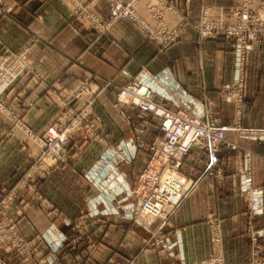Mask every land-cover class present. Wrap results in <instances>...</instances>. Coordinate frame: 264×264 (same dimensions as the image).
I'll list each match as a JSON object with an SVG mask.
<instances>
[{
  "label": "crops",
  "instance_id": "1",
  "mask_svg": "<svg viewBox=\"0 0 264 264\" xmlns=\"http://www.w3.org/2000/svg\"><path fill=\"white\" fill-rule=\"evenodd\" d=\"M176 1L187 25L170 46L159 49L128 21H115L105 33L96 34L73 20L66 0H0L10 13H0V54L17 53L27 47L25 58L30 66L28 72L20 75L7 88L4 100L13 113L18 114L19 124L34 135H43L61 120L63 98L82 83L94 76L111 79V86L100 92L91 110L98 118V131L107 145L120 149L126 143L130 144L124 149L130 162L118 166L121 182L116 176L108 183L104 180L105 183L99 186L128 192L135 185L140 190L137 179L148 160L149 145L160 134L158 119L149 113L133 106L115 105L116 85L133 78L161 74L163 71L164 77L153 85L158 91L166 83L174 87L176 97H189L200 106L206 98L211 99L217 123L226 128L225 136L234 144L233 148L214 155L211 168H221V179L204 174L205 165L200 162L202 153L198 149H192L184 157L181 171L186 176L184 183L187 189L157 233L162 242L173 243L171 248L174 251L159 254L161 257H158L156 248L144 247L145 231L137 226L130 232L125 229L127 221L123 215L108 218L94 211L96 206L101 205L104 199L100 198L104 196H94V187L97 186L88 173L105 146L98 140H89L84 131L73 133L67 149L75 157L70 163L52 169L47 179L55 177L58 187L68 188L69 184L71 189L78 186L82 189L84 200L79 212L42 210V197L29 199L25 193L17 194V200L4 212L17 216V232L21 231L36 242L38 259L42 255L38 237L42 236L48 221L70 219L64 214H71L72 218L80 214L85 216L83 210L89 206L94 208L91 217L108 218L106 223L101 221L99 225L90 221L88 233L77 248L62 254L53 264H179L182 260L194 263L214 253L211 237L215 224H218L217 246L221 262L247 264L252 247L251 231L264 229V139L242 135L239 129H264V39L254 44L253 50L246 56L241 103L226 101L218 96V92L221 94L222 89L229 87L234 74V52L230 43L221 36L199 37L190 23L196 19L202 5L228 9L237 0H168V3L176 4ZM92 6L102 17L107 16L106 0H93ZM136 9L149 19L141 3ZM179 19L171 12H166L164 16L168 27L174 26ZM77 103L79 101H73L70 106L74 107ZM168 106L175 108L172 103ZM11 123L9 117L0 113V192L15 187L27 168L26 164L37 151L29 137ZM245 152L250 153V189L262 191V212L252 215L248 213L247 195L242 193L240 184L241 172L246 168ZM32 183L38 186L41 193L42 181L36 179ZM120 196L118 194V198ZM71 198L70 205L78 208L79 199ZM133 198L132 195L128 200ZM248 221L252 223L250 231ZM58 230L68 233L71 229L62 225L61 228H53V233L58 234ZM92 243L96 247L90 249L88 245H94ZM260 243L264 248V235ZM25 264H42V261Z\"/></svg>",
  "mask_w": 264,
  "mask_h": 264
},
{
  "label": "rangeland",
  "instance_id": "2",
  "mask_svg": "<svg viewBox=\"0 0 264 264\" xmlns=\"http://www.w3.org/2000/svg\"><path fill=\"white\" fill-rule=\"evenodd\" d=\"M92 1L93 0L90 1L83 0L84 5H82L81 8L80 6H78L75 10H73L71 3L68 0H66V2L69 5L70 14L73 20H75L76 22H80L81 24H84L86 27H88V29L94 31L96 34L105 33L109 29V26L116 21V20L113 21L114 20L113 18L115 16H120L125 14L127 11L131 15L134 14L137 15V17L140 19L138 20L139 21L138 25L133 24L132 22L130 23L139 32L142 33L144 38L149 40L150 43H152L157 48L164 49L167 48L168 46L161 47L156 39L164 40L162 36L168 37L172 34H175L178 38L184 27L187 25L186 19L182 17V13L178 9L177 1L175 2L176 4H171V3L169 4L168 0H145L144 2H142V0H112L114 6L116 7V9L114 10L115 15H113L111 10L109 9V0H106L107 1L106 17H102L98 12L94 10L92 6ZM262 2L263 0H237L235 5H232L228 9H224L220 6L202 5L198 11L196 19L191 20L190 24L199 37L201 36L200 29H209L211 27H216L220 31L222 30L226 31L227 28H230L237 35H241L242 29L250 28L253 26L252 22L263 19ZM140 3L144 6L145 10L148 12L150 16L149 19L143 17L137 11L136 6ZM166 12H171L175 16H178L180 18L178 22L172 27H168L167 24H165L164 16ZM0 13L10 14L9 10L2 3H0ZM92 15L93 17L95 16L98 19V22L101 25L100 27L95 28V21L91 20ZM117 21H122V20H117ZM263 26L261 28V31H263L264 29ZM218 36L225 38L227 43L228 42L231 43V41L229 40V38H227L225 34L220 33ZM263 39L264 37L262 38V40ZM232 46L230 45L231 48ZM26 48L27 47L21 48V50L17 53L4 52L0 54V74L2 73L3 69L12 66L11 70H9L10 73L4 72L3 75H0V82L4 78V76L11 75L16 69L19 73L18 77L30 70V66L28 65L26 58H24L27 55L26 52L28 51ZM8 54H12V57L10 58ZM163 73L165 74V72L162 71L161 74L149 75L154 77V79H150L147 77H138V79L142 84L147 83V85L153 86L154 84H156L155 82L161 81V78L164 77ZM132 80L133 79H130L128 82L124 84L116 85L115 105L117 107L119 106L123 107L124 105H127L126 103L119 102L125 100L124 98L120 99L119 92L121 88L127 86ZM96 81H100V82L97 83ZM111 84H112L111 79H104L97 76H94L91 80L87 81L86 83H82L68 97L63 98L64 112L63 115L60 116L61 120L58 121L52 127H50L43 135H38V136L34 135L29 129H27L22 124H19L20 122L18 121L17 118L18 114L13 113L12 108L8 104H5L4 97L7 89H5L0 94V103H4V106L2 108L0 105V113L2 114L4 113L7 117H9L10 121L12 122L11 126L17 129H21L24 132V134L29 137L30 141H32V143H34L37 147V151L35 155L26 164L27 168L22 172V175L15 184V187L10 188L8 190L2 189L0 192V251H1L0 264H10L11 262H17V263L21 262L25 264V263L35 262L36 260L42 261V264L56 263L60 259L62 254L64 255L65 253L74 251L77 248V245L80 243V241H82V239H84L86 233H88L87 227L90 221H94V223L97 222L99 225H101L102 224L101 221L106 223L107 219L111 216L114 217V215L115 216L123 215V217L125 218L124 220L127 221V226L125 227L127 231L130 232L132 231L134 226H137L147 233V237L142 241L145 248L146 247L156 248L157 255L159 254L166 255L170 253V250H172L171 252L174 251V249L171 248L173 246V243L162 242L157 237V233L158 230L161 228V225H163V223L173 213L176 205L179 203L180 199L182 198L184 192L187 189V186L184 183L186 176L181 171V166L184 157L181 161V164L178 167V170L176 171L177 173L173 168L168 166L165 167L163 166L162 163L160 162L158 163V161L152 157L153 152L151 149V145L156 139L161 137L160 134L157 137H155L149 145L148 160L145 166L142 168L137 179V181H140V185H141L140 190L136 188L135 185L129 188L128 192L125 189L118 191L116 188L114 189L107 187L104 189L103 187L99 186L102 184V182H104V180H106L105 182L108 183V181L111 180L112 178L113 179L117 178L116 176H118V166L122 163L130 162L128 155L125 157L126 161H123V158H121L120 155L112 151L109 145H107V142L104 139H102L100 135V130L98 131V125H97L98 118L96 117V115L92 113V110L90 109V107L92 108V104L94 103L96 97L100 94V92H102L106 87L111 86ZM163 85L165 87L167 86L166 83H163ZM241 86L243 87V82ZM241 92H242V88L240 87L239 82L238 81L236 82L235 70H234L231 84L229 85V87H225L224 89H222V91L220 92L221 94H219L218 92V96H220L222 99H225L226 101L233 100L236 103ZM185 98H189V97H183L179 99L184 100ZM166 100L168 101V103H172L175 109H179V105L175 106L176 103L170 101L168 98H166ZM207 100L212 101L211 99L206 98L204 100V103H207ZM73 101L74 102L79 101V103H77L76 106L72 107L70 106V104ZM179 104L183 105L185 103L180 102ZM65 130L66 133H68V136L71 133H75L76 130L84 131L85 136L89 140H93V141L98 140L100 141L98 142L99 144L105 146V148L102 151V154L96 160V162L91 166V171L88 173L90 179L94 181L93 184L97 186L94 187L96 190L94 196L99 197L100 195L101 196L103 195L104 198H100V199H104V200L101 202V205H99L100 207L96 206L95 209L87 206V208L83 210L85 216H81L82 214H80V216L75 215L73 219L71 217V214H64L65 217L68 216V218L70 219L67 220L50 219L47 225L42 230V236L40 235V237H38L40 238L42 245L41 259H38L37 251L35 249L36 242H34L32 238L30 240L29 236L22 233L21 231L17 232V226H18V225L16 226V224L18 223L17 216L8 215L7 213L4 212L7 211L8 207L14 201L17 200V194L19 195L20 193H25L26 197L27 198L29 197V199H34L36 197H39L40 195L42 197V210L71 213L72 211L79 212L81 207H83L81 202H83L84 200V198H82L84 194L82 193V189L79 186L73 187L71 189L70 185L68 184L67 186L68 188H62V187H58L59 185L55 183L56 180L55 177L54 178L51 177L50 179H47L49 175H51V173L53 172L52 169L54 168L56 169L59 168L60 166H63L64 164L70 163L72 157H75L73 153H69L67 149L68 143L66 145L67 155L66 157L62 158V160H59L58 157L55 155V152L53 151L52 144L54 141L53 139L54 136L51 135V137H49V135L51 133H61ZM240 132L242 133V135L244 134L254 137L256 139H261L259 137L261 133L251 134L248 131V129H243ZM228 141L232 146H234V144L230 140ZM194 148L198 149L202 153L200 155L201 156L200 162H202L203 165H205L204 174L210 175L215 179H221V177H223V173H222L223 171L221 170V168L220 167L216 169L211 168L214 165L215 153L209 154L208 152L203 151L199 147H194ZM107 152L111 153L110 157H108ZM245 157H246V168L243 169V171L241 172L240 184L242 186L241 189L242 193L247 195L248 213L252 215L253 213L262 212L261 203H260L262 191L261 189H252V190L250 189V182L247 183L248 174L250 172L248 168L250 153L245 152ZM98 165H104V167L106 166L108 167V169L105 170V176L103 174L104 172L101 173L97 169ZM173 175L177 179L176 180L177 183H175L174 179L170 180L171 179L170 176L172 177ZM151 176L154 177L155 180H157L156 183L157 192L161 190V192H164L165 195L166 190L169 191L167 192L166 197L162 199V201L165 202L161 203V207L164 210L163 212L164 214L161 217H153L152 215L145 213L142 210L143 201L148 196L154 193L153 187L147 184L146 182H144L145 178ZM36 179H40L42 181L41 193L38 190V186L36 187L35 184L32 183V181ZM118 181L121 182V178L119 179V176H118ZM168 184H172V185H168ZM172 186L173 188H171ZM246 193H248L249 195ZM255 193L257 195H255ZM118 194L121 195L120 198H118ZM132 195L134 197L133 200L132 201L128 200ZM71 197L77 198V200L79 199V203L78 205H76L78 206V208L70 205L69 200H72ZM125 200L128 201L124 203L123 201ZM73 207L74 209H72ZM61 209L63 211H61ZM93 209L94 211L97 212V214L100 213L101 215L106 216L108 218L102 219L98 217L93 219L91 217L92 214H90L91 211H93ZM155 224H157V227H155L154 229L153 226ZM62 225H66L70 227L71 230L68 233L61 232L60 230H58V234H54L53 228L55 229L56 227L61 228ZM251 225H252L251 221H248L247 228L249 231L252 229ZM120 227H124V226L120 225ZM263 230L264 229L261 228L259 230L251 231L252 247L247 264H264V256H263L264 248L262 243H260V239H262L264 235ZM218 232H219L218 224H215L213 227L212 237H211L215 249H214V253L210 257L194 263H186L185 261L182 260L179 262V264H223L221 262L220 250L217 246V243H219ZM129 235L130 233L127 234V236ZM92 244L94 245L91 244L88 245L90 249L96 247L95 243ZM160 255L158 257H161Z\"/></svg>",
  "mask_w": 264,
  "mask_h": 264
},
{
  "label": "built area",
  "instance_id": "3",
  "mask_svg": "<svg viewBox=\"0 0 264 264\" xmlns=\"http://www.w3.org/2000/svg\"><path fill=\"white\" fill-rule=\"evenodd\" d=\"M73 10L78 6L80 8L84 5L83 0H68ZM263 10H262V20H256L252 22L253 26L250 28L242 29L241 35H237L232 29L227 28L226 31H220L216 27H211L209 29H200L202 38H213L218 36L220 33H223L231 41L230 45L234 51V70L236 82H239L240 87L244 80V70L246 63L247 54L253 50L254 44L260 43L264 37V29L261 31L262 26L264 25V0H263ZM109 9L115 15L114 10L116 7L112 0H109ZM79 18V17H77ZM113 21L122 20L129 21L133 24H139L140 20L137 15H131L126 11L125 14L120 16H115ZM91 20L95 21V28L100 27L98 19L93 15ZM264 28V26H263ZM93 29V28H92ZM96 30V29H95ZM175 34H172L163 39H156L158 44L161 47L170 46L173 41L177 38ZM11 58L12 54H8ZM8 58V57H7ZM6 58V59H7ZM25 58V57H24ZM5 59V60H6ZM24 60V59H23ZM12 66H9L3 69L0 75H3L4 72L10 73ZM17 69L9 76H4L0 82V94L7 89L18 77ZM147 78L154 79V77L147 75ZM164 86V85H163ZM167 88V89H166ZM174 87L167 86L158 91L152 85H147V83L142 84L139 79H134L130 83L120 89V99L124 98V101H119L120 103H126L128 106H133L139 109L142 112L149 113L151 116L158 119V129L160 131V138L156 139L152 145V157L162 163L163 166L171 167L175 170H178L179 165L183 157H185L192 148L199 147L205 152L211 153H220L227 148H233L226 139L225 131L226 128L219 125L216 121L214 115V103L210 100H207V103H204L200 106L198 103L194 102L191 98H185L180 100L176 97L174 92ZM168 98L170 101L176 103L175 106L179 105V109H171L168 106ZM242 100V92L240 93L237 103L240 104ZM180 102L185 104L181 105ZM119 103V104H120ZM6 104V103H5ZM1 108L4 106V103H0ZM182 108H181V107ZM91 109V107H90ZM81 130V129H79ZM76 130V131H79ZM243 129H239L241 131ZM75 131V132H76ZM251 134H258L260 138L264 139V129H248ZM70 132V131H68ZM73 134V133H71ZM70 134V135H71ZM54 136L53 141V151L59 160L66 157V145L68 143L69 137L66 130L61 133H51ZM130 146L129 143H126L124 147L120 149H115L110 147L112 151L120 155L125 160L127 154L124 149ZM108 153L110 157L111 153ZM153 160V159H152ZM106 161V160H105ZM97 169L104 174L105 169L104 165H98ZM177 173V172H176ZM89 176V175H88ZM90 177V176H89ZM120 178H122L120 176ZM147 184L153 187L154 193L148 196L142 203V210L145 213L152 215L153 217H161L164 213V210L161 207L163 198L166 197L168 190L164 195V192H157L156 183L154 177L145 178ZM249 178L247 183H249ZM255 195H257L255 193Z\"/></svg>",
  "mask_w": 264,
  "mask_h": 264
},
{
  "label": "bare ground",
  "instance_id": "4",
  "mask_svg": "<svg viewBox=\"0 0 264 264\" xmlns=\"http://www.w3.org/2000/svg\"><path fill=\"white\" fill-rule=\"evenodd\" d=\"M169 173H170V172H169ZM166 174H167V173H166ZM168 175H169V174H168ZM168 177H169V176H168ZM170 178H171L170 180H173V179H174L175 183H177V182H176L177 179L175 178L174 175H173L172 177L170 176ZM168 182H169V181H168ZM165 183H166V182H165ZM170 183H171V181H170ZM168 185H172V184H168ZM166 186H167V185H166ZM173 186H174V185H173ZM173 186H172L171 188H173ZM164 187H165V185H164ZM174 198H175V197H174Z\"/></svg>",
  "mask_w": 264,
  "mask_h": 264
}]
</instances>
